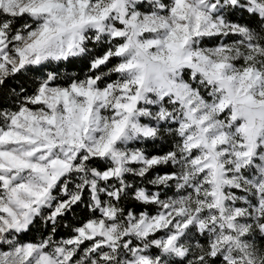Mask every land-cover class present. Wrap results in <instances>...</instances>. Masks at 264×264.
I'll use <instances>...</instances> for the list:
<instances>
[{"label": "snow or ice", "instance_id": "6c2138e0", "mask_svg": "<svg viewBox=\"0 0 264 264\" xmlns=\"http://www.w3.org/2000/svg\"><path fill=\"white\" fill-rule=\"evenodd\" d=\"M0 264H264V0H0Z\"/></svg>", "mask_w": 264, "mask_h": 264}, {"label": "trees", "instance_id": "16d2710c", "mask_svg": "<svg viewBox=\"0 0 264 264\" xmlns=\"http://www.w3.org/2000/svg\"><path fill=\"white\" fill-rule=\"evenodd\" d=\"M77 70H78V69H77ZM64 231H65V230H64V229H62V230H61V234H63V232H64Z\"/></svg>", "mask_w": 264, "mask_h": 264}]
</instances>
